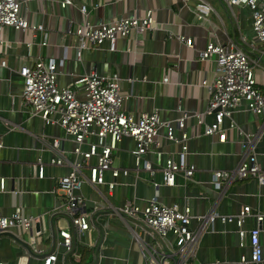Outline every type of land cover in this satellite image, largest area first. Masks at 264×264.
I'll return each mask as SVG.
<instances>
[{"label": "crops", "instance_id": "obj_1", "mask_svg": "<svg viewBox=\"0 0 264 264\" xmlns=\"http://www.w3.org/2000/svg\"><path fill=\"white\" fill-rule=\"evenodd\" d=\"M73 1L85 4L89 10L88 18L96 22L141 15L152 9V29L119 39L115 50H109L106 42L94 46L83 52L81 61L74 57L76 38L65 34L69 19L77 24L84 21V15L76 8L60 9L55 0L28 2V18L33 23H42L48 33L43 46L39 45L40 36L33 37L29 29H0V62L6 61V67L0 66V140L3 142L0 179L4 180V188H0V214L9 215L19 207L25 215L38 218L27 230L16 227L8 231L9 235H0V260L3 264H43L44 256L55 252L54 264H146L127 224L107 208L98 212L87 233L80 241L73 240L71 251L66 252L58 231L71 224L67 216L57 211L59 196L55 187L57 179L69 168L50 164L53 152L49 144L53 138H59L61 148L69 158L74 144L58 124H46L23 103V82L17 70L43 56L67 58V64L57 78L60 86L92 69L103 75L116 73L124 96L121 106L124 112L137 118L142 112L158 110L163 121L172 122L181 111L194 114L206 109L209 94L202 81L209 84L213 81L215 62L214 58L200 60L198 51L209 41L226 43L234 40L242 44L243 39L252 40L251 11L246 4L229 6L222 0H207L213 10L208 19L198 20L194 12L198 0L186 4L183 0ZM170 33L192 38L193 46L169 39ZM255 73L264 91V70L257 68ZM164 77L168 78L167 82L163 81ZM233 119L239 129H228L225 141H219L215 134H203L204 123L198 124L192 117L186 119L185 131L189 139L185 161L195 167L191 179L178 172L173 186L163 184L161 167L168 154L177 159L181 144L166 140L161 128V147L153 148L145 155L155 169L153 174L143 169L136 172L131 153L135 142L125 136L113 152V166L130 173L119 174L111 193L105 184L93 186L88 183L78 192L87 199L88 210L107 203L120 206L126 200L143 206L156 195L163 204L188 206L195 218L209 212L236 214L246 204L264 213V185L256 178L234 180L221 190L211 182L212 171L232 169L241 159L239 140L243 136L239 130L255 136L257 160L264 169L263 117L247 111L242 104L233 113ZM211 120L212 117L207 116L204 121L209 123ZM224 126H228L227 119ZM39 160L44 164L42 178L38 176ZM104 178L105 181L113 179L110 171L105 172ZM196 224L197 220L192 219L191 226ZM255 225L252 216L244 223L246 229ZM261 226L264 228V219ZM260 240L264 242L263 235ZM249 252L247 240L241 245L234 223L216 220L201 235L196 260L200 264L214 260L233 262Z\"/></svg>", "mask_w": 264, "mask_h": 264}, {"label": "built area", "instance_id": "obj_2", "mask_svg": "<svg viewBox=\"0 0 264 264\" xmlns=\"http://www.w3.org/2000/svg\"><path fill=\"white\" fill-rule=\"evenodd\" d=\"M30 1L0 0V29H29L33 37L40 36L39 45L43 46L47 42L48 33L42 23H33L28 18L26 11ZM183 1L186 4L191 0ZM222 1L229 6L246 4L250 8L254 36L250 41L243 39L242 44L234 40L226 43L209 41L198 51L200 60L214 58L215 62L213 81L210 84L206 80L202 81L209 94L207 107L203 112L188 114L181 111L172 122L163 121L158 110L142 112L134 118L121 108L124 96L120 92V79L116 73L103 75L92 69L76 76L66 85H58L57 78L67 64L66 57L38 56L32 63L20 66L17 70L23 82V103L46 124H58L74 144L71 158L61 148L59 138H53L49 144L53 152L50 164L66 165L69 168L66 174L57 179L55 187V193L59 196L57 211L67 216L71 224L58 231L66 252L71 251L73 240L80 241L87 233L91 222L97 219L98 212L107 208L127 224L139 244L146 264H200L196 260L200 237L216 220L234 223L241 245L247 240L250 252L248 255L241 254L233 262L214 260L204 264H264V242L260 240V236H264V228L261 226L264 213L253 210L247 204L241 206L236 214L209 212L195 218L188 206L180 208L177 204H163L156 195L143 206L133 200H126L120 206L107 203L106 206L95 205L88 210L87 199L78 192L83 184L88 183L93 186L105 184L108 193H111L119 174L130 173L127 169L120 170L113 166V152L125 136L131 137L135 142L131 153L136 172L138 169L150 174L155 172L145 155L153 148L161 147V128L164 129L166 140L181 144L177 159L168 154L161 167L163 184L173 186L178 172H182L184 178L191 179L195 169L185 161L189 139L185 131L187 118H195L198 124L204 123L203 134H215L219 141L226 140L228 129H239L233 113L242 104L247 111L264 119V92L255 73L257 68L264 70V0ZM55 2L60 9L73 7L84 15L82 23L77 24L69 19L65 27V34L76 38L74 57L78 61L82 60L84 51L103 42L108 44L109 50H115L119 39L126 38L131 33L141 34L152 29V9H147L141 15L118 16L96 22L88 18L89 10L85 4L73 0ZM212 10L213 7L207 0H198L194 8L198 20L208 19ZM168 38L187 47L193 46L192 38L182 34L170 33ZM0 66L6 67V61L2 60ZM163 81L167 82L168 78L164 77ZM207 116L212 117L209 123L204 121ZM226 119L228 126H224ZM239 133L243 137L239 140L242 156L238 164L229 170L211 172V182L218 190L224 189L234 180L248 177H254L259 184L264 185V169L257 160L255 136L240 130ZM2 147L3 142L0 140V149ZM37 170L38 176L42 178L44 164L41 160L38 161ZM107 171L111 173V181H105L104 174ZM0 188H4L3 178L0 179ZM251 216L256 225L246 229L244 223ZM37 219L25 215L19 207L9 215L0 214V234L16 227L27 230ZM192 219L197 220L194 227L191 226ZM55 260V252H50L44 256L43 264H54ZM0 264H3L1 260Z\"/></svg>", "mask_w": 264, "mask_h": 264}, {"label": "water", "instance_id": "obj_3", "mask_svg": "<svg viewBox=\"0 0 264 264\" xmlns=\"http://www.w3.org/2000/svg\"><path fill=\"white\" fill-rule=\"evenodd\" d=\"M2 234L9 235L8 232L2 233ZM53 234H54V232H53ZM0 235H1V234H0Z\"/></svg>", "mask_w": 264, "mask_h": 264}, {"label": "rangeland", "instance_id": "obj_4", "mask_svg": "<svg viewBox=\"0 0 264 264\" xmlns=\"http://www.w3.org/2000/svg\"><path fill=\"white\" fill-rule=\"evenodd\" d=\"M262 62L264 63V57L262 58ZM264 92V91H263Z\"/></svg>", "mask_w": 264, "mask_h": 264}]
</instances>
